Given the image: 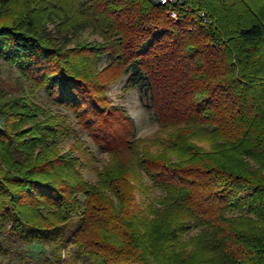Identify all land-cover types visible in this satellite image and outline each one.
Wrapping results in <instances>:
<instances>
[{
  "label": "trees",
  "instance_id": "1",
  "mask_svg": "<svg viewBox=\"0 0 264 264\" xmlns=\"http://www.w3.org/2000/svg\"><path fill=\"white\" fill-rule=\"evenodd\" d=\"M84 28L101 41L77 40ZM0 58L108 156L86 181L95 158L66 118L0 89V252L46 241L75 248L56 264H264V0H0ZM124 77L148 96L151 138L105 95Z\"/></svg>",
  "mask_w": 264,
  "mask_h": 264
},
{
  "label": "rangeland",
  "instance_id": "2",
  "mask_svg": "<svg viewBox=\"0 0 264 264\" xmlns=\"http://www.w3.org/2000/svg\"><path fill=\"white\" fill-rule=\"evenodd\" d=\"M21 8V5L18 6ZM48 30L54 32L51 25H48ZM77 40L87 42H100V38L93 34L89 28L82 29L77 34ZM108 63L106 56L99 58L97 71L101 72ZM126 77L112 83L108 86L105 95L111 101L113 107H118L127 113V116L134 124V138H151L158 131V125L149 105L148 96L145 95L144 89L137 86L128 91L123 90V85ZM0 89L4 96H6L11 103L17 101L18 98H25L33 105L40 107L45 112L52 115H62L66 118L71 129H76L78 138L85 142L95 161L90 167L82 169L83 178L88 182L96 181V170H101L102 166L107 162L108 156L105 152L98 149L90 139L86 132L76 125L75 117L64 108L54 104L48 97V89L40 88L34 89L31 84L22 76L19 69L12 64H8L3 58H0ZM10 103V104H11ZM5 122L0 116V127H4ZM75 138H67L60 141L59 151L62 154H69L70 147L74 143ZM201 148L208 150L209 144L205 141L197 143ZM145 185L149 186L150 182L143 178ZM136 200L143 208L144 204L163 196L158 189L151 192H137ZM80 199H82L80 197ZM245 214L244 211L235 212V214ZM77 218L73 217L64 225V233L58 235L57 239L60 241L61 237H67L75 229ZM202 229H189L183 234L181 241H187L190 237L196 236ZM74 247H62L57 249L54 242L39 241L31 244L22 243L18 241L16 244L9 246H2L0 252V264H56L57 259L60 260L71 257L74 253ZM77 264H93L89 259L84 258L78 261Z\"/></svg>",
  "mask_w": 264,
  "mask_h": 264
},
{
  "label": "built area",
  "instance_id": "3",
  "mask_svg": "<svg viewBox=\"0 0 264 264\" xmlns=\"http://www.w3.org/2000/svg\"><path fill=\"white\" fill-rule=\"evenodd\" d=\"M156 4H167V3H172V0H156L155 2ZM170 17L175 19L176 18V13L174 11H170L169 13ZM202 21L205 23L206 22V19L205 17L202 15Z\"/></svg>",
  "mask_w": 264,
  "mask_h": 264
},
{
  "label": "water",
  "instance_id": "4",
  "mask_svg": "<svg viewBox=\"0 0 264 264\" xmlns=\"http://www.w3.org/2000/svg\"><path fill=\"white\" fill-rule=\"evenodd\" d=\"M153 1H155V2H156V0H153Z\"/></svg>",
  "mask_w": 264,
  "mask_h": 264
}]
</instances>
